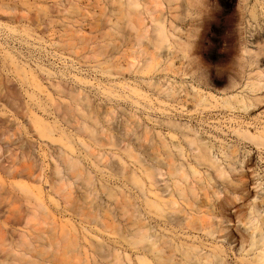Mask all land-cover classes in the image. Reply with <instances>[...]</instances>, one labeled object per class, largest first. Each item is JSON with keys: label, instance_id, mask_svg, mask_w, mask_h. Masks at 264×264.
Here are the masks:
<instances>
[{"label": "rangeland", "instance_id": "rangeland-1", "mask_svg": "<svg viewBox=\"0 0 264 264\" xmlns=\"http://www.w3.org/2000/svg\"><path fill=\"white\" fill-rule=\"evenodd\" d=\"M134 1L137 7L129 0H0V7H14L17 13L14 18L0 11V120H10L18 132L12 140L3 138L2 154L36 166L33 180L24 173L17 182L41 187L48 208V215L38 213L26 224L39 202L18 204V214L1 205L0 261L12 246L18 249L16 242L26 233L41 241L30 243L31 262L129 264L131 205L141 208L150 182L176 151L191 155V138L212 147L224 166L236 162L237 172L228 180L238 183L237 190L242 180L249 182L248 190H239L243 199L226 210L229 218L235 219L236 209L264 210L257 197H264V146L238 134L264 133V77L260 90L254 86L264 72V0ZM164 21L170 34L165 42L158 32ZM179 70H193L194 79ZM182 84L180 100L174 91L180 92ZM192 85L209 108L190 111L199 100L187 98ZM229 98L238 100L232 108L223 106ZM12 100L17 106L9 105ZM29 102L31 111L53 126V134L40 142L38 133L28 134ZM58 126L69 136L59 140ZM33 146L34 162L23 161ZM223 150L236 151L235 159H226ZM194 166L201 178L209 174ZM220 189L219 202L227 191ZM61 226L76 235L74 240L48 243ZM230 230L236 239L249 233L237 220ZM227 243L232 254L234 246ZM239 248L238 259L230 256L233 263L246 255Z\"/></svg>", "mask_w": 264, "mask_h": 264}, {"label": "bare ground", "instance_id": "bare-ground-1", "mask_svg": "<svg viewBox=\"0 0 264 264\" xmlns=\"http://www.w3.org/2000/svg\"><path fill=\"white\" fill-rule=\"evenodd\" d=\"M129 1L133 7L138 6L136 1ZM262 5L264 9V1ZM4 8H7V11L11 12H6ZM0 11L1 14H8L14 18L17 17V13L12 12L16 11L14 7H0ZM76 12L79 17H86L85 12L78 11L77 9ZM164 19H166L165 16ZM37 20H39V17H37ZM158 32L161 41L165 42L170 40L166 21L159 27ZM9 58H11V63L17 66V71L24 78L28 79L29 76L26 69L17 65L12 54H9ZM178 74L182 75V77H190L191 79L195 77L193 70H179ZM263 77L264 72H260L258 74V83L254 84L258 90L261 89ZM37 85L41 88L40 83H37ZM185 87L182 84L180 86V92L174 91L176 98L183 99ZM57 89H60V86ZM1 92L2 86L0 85ZM186 92L188 93L187 98H191L192 103L194 102L193 97H199L197 106H191L190 111L201 105L205 109L210 107L208 99L204 98L196 86L192 85ZM258 100L259 98L256 99V101ZM236 102L229 98L224 100L223 106L232 108ZM9 105L15 107L17 103L12 100L9 102ZM254 105L255 107L257 106L256 104ZM31 107L30 102L26 104L27 111L31 114V128L29 126L28 134L33 133V136H36L35 134L38 133L39 136L37 135L36 137L40 142L42 139L48 138L53 134V126L48 119L32 112ZM56 129L60 135L58 139L62 140L67 135L66 132L61 126L56 127ZM16 130L15 125L10 120H0V209L2 204H8V207H14L16 210L14 212L18 214L21 210L18 207L16 208L18 204L24 205L28 203L31 205L33 204L32 200H36L39 202V209L35 207L27 214L26 224H29L33 219L38 217V213L48 215V208L44 203V193L41 187L34 189L35 186L31 187L29 182L28 184L22 181L17 182V179L24 177L22 175L24 173L28 174V176H25L26 179L33 180L36 174L34 171L36 166L34 164L24 166L21 164L22 162L18 163L15 158L12 161L3 158L1 141H3V138L4 140H12L13 137L18 135ZM191 131L194 132L193 129ZM238 134L245 139L253 141L257 146H264V133L254 135L249 132L238 131ZM54 141L57 142L58 140L54 138ZM189 147L191 149V155L183 152L181 149L175 152V158L173 160L164 162L165 168L160 171L157 178L150 182L149 187H147L141 197V208H138L137 203L131 205L132 215L129 224L132 251H134L129 258V264H264V210L258 208L257 211L252 210L244 213L242 210L236 209L234 220L229 218L228 214L226 215L228 207L230 208L237 201L243 199L240 197L239 190H248V187H250L249 182L241 179V188L237 190L238 183L236 184L231 178L228 180L229 173L232 175L237 172L238 168L234 166L236 162L231 161L229 168L224 166L212 154V147L194 138L189 139ZM227 152L223 150L221 154L226 159H235L236 151L234 153H230V151V154ZM36 153V148L33 146L30 155L27 152L24 153L23 161L27 159L34 162L32 157ZM186 154L188 156L190 155V158L186 157ZM165 156H167V153ZM184 158L187 159L186 162ZM74 160L70 158L68 162L74 165ZM19 164L22 167H19ZM194 165L203 167L209 174L201 178V172L194 170ZM78 166L74 165V168ZM55 167H58L61 171L58 165ZM43 170L44 165L42 166V172ZM248 170L246 169V171ZM192 172L194 175L200 177L193 178L191 175ZM220 180H222V183H218L221 182ZM220 186H224L227 191L224 198L219 202L222 191ZM19 193H25L26 196H20ZM257 197L261 202L264 201L263 196ZM232 208L235 209L234 207ZM22 219L20 218V220ZM236 220L244 224L245 230L249 232L247 236H242L240 239L233 238L230 226ZM248 225L249 227L247 228ZM70 233V230L61 226L57 230V235L51 240L49 239L50 241L48 243H67L69 239L71 240L76 237V235ZM225 241L228 242L227 244L230 247L234 246L231 250L232 254L229 253L230 248H227ZM30 243H41V241L34 240L29 234H20L16 242V247L19 250L14 249L12 246L5 259L0 261V264H49V258H44L46 260L42 261V263H35L28 260L30 253L27 250L32 246ZM239 246V251L245 252L246 255L233 263L230 256L232 257L234 255V258L238 259L236 249ZM135 250H139L140 252H135ZM44 256L46 257V255ZM135 256H137L136 259L134 258Z\"/></svg>", "mask_w": 264, "mask_h": 264}]
</instances>
